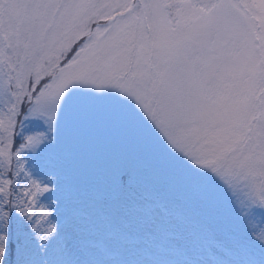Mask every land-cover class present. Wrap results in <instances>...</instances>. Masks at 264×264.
<instances>
[{"label":"snow or ice","instance_id":"snow-or-ice-1","mask_svg":"<svg viewBox=\"0 0 264 264\" xmlns=\"http://www.w3.org/2000/svg\"><path fill=\"white\" fill-rule=\"evenodd\" d=\"M0 264H264V0H0Z\"/></svg>","mask_w":264,"mask_h":264},{"label":"rangeland","instance_id":"rangeland-1","mask_svg":"<svg viewBox=\"0 0 264 264\" xmlns=\"http://www.w3.org/2000/svg\"><path fill=\"white\" fill-rule=\"evenodd\" d=\"M64 138L67 144L66 154H74L84 166L100 150H125L133 157L143 150L142 143L127 128L106 121L103 117L71 121L64 130ZM147 163L166 165L170 172L179 175V170L155 150L147 154Z\"/></svg>","mask_w":264,"mask_h":264}]
</instances>
